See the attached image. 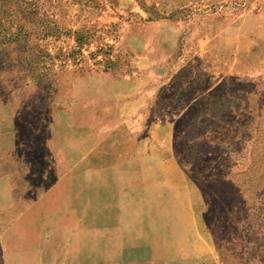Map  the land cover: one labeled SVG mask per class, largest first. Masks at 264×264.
Listing matches in <instances>:
<instances>
[{
    "label": "rangeland",
    "instance_id": "obj_1",
    "mask_svg": "<svg viewBox=\"0 0 264 264\" xmlns=\"http://www.w3.org/2000/svg\"><path fill=\"white\" fill-rule=\"evenodd\" d=\"M3 130L60 188L0 264H264V0H0Z\"/></svg>",
    "mask_w": 264,
    "mask_h": 264
},
{
    "label": "crops",
    "instance_id": "obj_2",
    "mask_svg": "<svg viewBox=\"0 0 264 264\" xmlns=\"http://www.w3.org/2000/svg\"><path fill=\"white\" fill-rule=\"evenodd\" d=\"M75 124L76 119L71 114L70 118H59L54 123L43 125V129H47L49 134L46 141L42 143L51 145L54 142L56 147L64 150L65 158L68 160L69 153L71 155L74 153L76 144ZM28 128L27 132H34ZM14 137L5 130L0 132V194L10 192V202H29L30 200L41 202L46 197L44 192L56 190L60 186L57 183H50L49 165L42 164L39 158L33 156L32 144L13 141ZM86 146L89 150V142ZM16 148L22 149L25 154H18ZM53 157L54 155L50 152V155L43 157V161L52 164ZM22 190L27 193L19 195L17 191ZM0 202H7L6 196L0 195Z\"/></svg>",
    "mask_w": 264,
    "mask_h": 264
}]
</instances>
